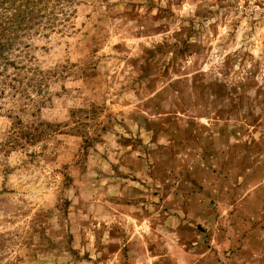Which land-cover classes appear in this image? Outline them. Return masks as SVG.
Listing matches in <instances>:
<instances>
[{"label":"rangeland","instance_id":"rangeland-1","mask_svg":"<svg viewBox=\"0 0 264 264\" xmlns=\"http://www.w3.org/2000/svg\"><path fill=\"white\" fill-rule=\"evenodd\" d=\"M0 264H264V0H0Z\"/></svg>","mask_w":264,"mask_h":264}]
</instances>
